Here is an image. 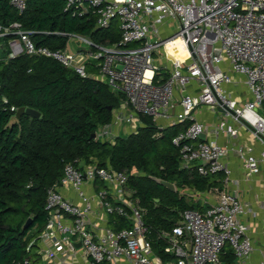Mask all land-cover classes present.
<instances>
[{
	"label": "built area",
	"instance_id": "built-area-1",
	"mask_svg": "<svg viewBox=\"0 0 264 264\" xmlns=\"http://www.w3.org/2000/svg\"><path fill=\"white\" fill-rule=\"evenodd\" d=\"M10 4L21 14L26 0ZM65 8L92 12L97 28L116 21L119 39L102 44L69 34L67 43L88 48L50 49L35 45L33 32L14 21L0 24V37L16 36L7 41V57L52 58L123 94L111 120L95 131L101 142L120 136L124 125L137 127L140 115L160 129L189 122L171 140L179 168L224 178L221 188L185 191L204 208L185 209L170 229L156 232L165 245L161 257L149 237L147 211L127 186L128 173L76 159L47 189L46 222L26 245L31 254L13 264H230L222 258L226 249L232 264L247 259L255 246L241 216L255 211L241 199L226 160L238 157L246 184L264 163V0H65ZM171 21L176 30L169 34ZM201 110L211 112L210 121L196 116ZM246 137L250 144L238 143ZM211 193L215 202L209 204L201 195ZM260 256L264 264V251Z\"/></svg>",
	"mask_w": 264,
	"mask_h": 264
},
{
	"label": "trees",
	"instance_id": "trees-1",
	"mask_svg": "<svg viewBox=\"0 0 264 264\" xmlns=\"http://www.w3.org/2000/svg\"><path fill=\"white\" fill-rule=\"evenodd\" d=\"M14 21L33 32L35 45L50 49L66 48L69 34L102 44L119 39L116 21L108 28H97L92 12L66 9L65 0H26L21 14L10 0H0V24ZM15 37H0L6 52L0 58V264H13L31 254L26 252V236L32 227L41 231L46 222L47 189L60 179L64 165L76 159H96L99 166L128 173L127 186L149 216L144 219L151 228L153 249L166 257L156 232L170 229L183 210L204 208L185 191L221 188L224 178L222 173L203 176L194 168H179L178 148L171 140L189 122L160 129L151 117L140 115L135 131L110 144L91 138L98 125L111 120L124 96L110 92L103 81L80 77L52 58L26 53L8 58L5 43ZM11 106L32 108L39 117L23 114L16 118ZM150 176L174 183L176 191ZM28 218L31 222L24 227ZM222 258L234 262L229 249Z\"/></svg>",
	"mask_w": 264,
	"mask_h": 264
},
{
	"label": "crops",
	"instance_id": "crops-1",
	"mask_svg": "<svg viewBox=\"0 0 264 264\" xmlns=\"http://www.w3.org/2000/svg\"><path fill=\"white\" fill-rule=\"evenodd\" d=\"M196 116L201 120H211V112L206 110L197 112ZM238 143L250 144L251 140L248 137L245 139L240 138ZM226 161L231 169V179L238 181L241 199L252 211H255L253 217L250 216V214L241 216V219L248 222L250 225L248 233L251 236L255 250L247 259L242 262L236 261L235 264H258L261 257L260 252L264 251V207H261L262 204L264 205V163L260 167L259 174L254 175L249 184H246V182L243 183L242 168L238 157L231 154ZM229 186L230 189H234L235 184L231 182ZM67 192L71 194L69 190H67ZM201 198L205 199L206 203L209 204L215 202L214 193L201 195ZM74 261L78 263V260Z\"/></svg>",
	"mask_w": 264,
	"mask_h": 264
},
{
	"label": "rangeland",
	"instance_id": "rangeland-1",
	"mask_svg": "<svg viewBox=\"0 0 264 264\" xmlns=\"http://www.w3.org/2000/svg\"><path fill=\"white\" fill-rule=\"evenodd\" d=\"M176 30V22L175 21H171L170 24H169V34H172L174 33ZM7 42V41H6ZM6 44V47H7V43ZM2 45H4V41H1L0 40V58H3V56H5V49L4 48H1ZM81 46L83 47L84 45L87 46L86 44L84 43H81V42H78V41H74V42H68L67 43V49L70 50V51H73V50H76L78 49V46ZM88 48V46H87ZM116 94H119V92L117 91H114ZM120 95L123 96V94L120 93ZM118 107H116L113 112L117 109ZM128 111H130L129 108H127ZM216 117V115L214 116ZM127 128L130 129V131L132 132L134 129H136V125L133 124V123H130L128 125H124L120 131H119V135L120 137L121 136H125L126 134H128V131H127ZM106 143L110 144V141L109 139H106ZM144 217H147V219H149V216H146L144 215ZM40 233V230L37 228V227H32L29 231H28V234H27V238L28 240L30 241L32 238L36 237V235H38ZM33 256V255H32Z\"/></svg>",
	"mask_w": 264,
	"mask_h": 264
},
{
	"label": "water",
	"instance_id": "water-1",
	"mask_svg": "<svg viewBox=\"0 0 264 264\" xmlns=\"http://www.w3.org/2000/svg\"><path fill=\"white\" fill-rule=\"evenodd\" d=\"M109 91L112 92V89L109 88ZM108 109L111 110V109H112L111 106H108ZM23 114H28V115H30V116H32V117H39V112H38V111H36V110H34V109H32V108H29V107H23V106L17 108V110H16V112H15V117H16V118H19V117H20L21 115H23ZM95 136H96V134H95V132H93V133L91 134V138H95ZM199 138H200L201 140H203V139H204V135H203V134H200V135H199ZM150 177H151V179H152L153 181H155L157 184H159V185L165 187L166 189L170 190L171 192L176 191V187H175L174 183L169 182V181H166V180L161 179V178H158V177H155V176H150ZM155 201L157 202L158 199L155 198ZM30 222H31V219L28 218V219L26 220V222L24 223V227L29 226ZM74 246H75V248H80L81 244L78 242V243H75Z\"/></svg>",
	"mask_w": 264,
	"mask_h": 264
}]
</instances>
